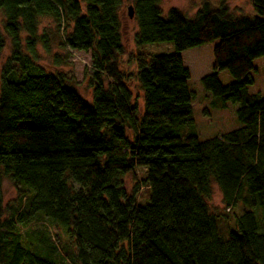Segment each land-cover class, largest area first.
Segmentation results:
<instances>
[{"label":"trees","instance_id":"obj_1","mask_svg":"<svg viewBox=\"0 0 264 264\" xmlns=\"http://www.w3.org/2000/svg\"><path fill=\"white\" fill-rule=\"evenodd\" d=\"M122 3L0 0L11 53L0 73V186L6 177L20 194L5 217L0 192V264H55L21 246L20 228L36 218L66 228L69 240L54 246L42 237L62 264H264L253 213L264 207V98L247 91L253 61L264 57V0H251L253 15L245 16L204 0L192 18L176 9L164 18L158 0H132L135 47L173 46L135 59L141 115L119 71ZM41 18L64 32L62 49L90 54V103L62 75L35 65ZM213 42L212 73L200 85L213 108L238 105L239 127L200 141L181 55ZM5 44L0 34V52ZM223 71L233 79L226 86L217 78ZM136 169L151 192L143 207L122 185ZM212 182L228 212L245 210L227 237L208 208Z\"/></svg>","mask_w":264,"mask_h":264},{"label":"rangeland","instance_id":"obj_2","mask_svg":"<svg viewBox=\"0 0 264 264\" xmlns=\"http://www.w3.org/2000/svg\"><path fill=\"white\" fill-rule=\"evenodd\" d=\"M203 1L204 0H158V7L164 18L166 17L167 11L170 9H176L185 17L192 18ZM206 1L213 6H217L221 3L226 4L234 16L253 15L251 0ZM131 3L132 0H123L119 10L121 42L124 48V55L119 59V71L126 76L125 84L131 94V104L138 108V115H141L143 107L142 93L135 79L137 71L135 59L138 56L147 59L150 55H165L172 53L173 46L170 43H161L146 45L141 49L135 47L134 37L137 33V23L134 18L130 19L127 15V8L131 6ZM3 20V13L0 11V34L4 37L6 43L4 49L0 52V73L11 54L8 45L9 42L2 28ZM63 33L61 29H57L55 23L51 19H39L38 35L40 38H38L35 43L37 52L35 56V65L54 75H62L66 85L72 87L86 103H90L91 91L88 86L91 76L90 54L62 49L59 44L62 42ZM24 36V34L21 36L23 51H25L23 42ZM42 36L45 37L41 38ZM216 43L217 42H213L195 49L187 50L181 55L182 63L190 74L188 88L194 95L192 101V131L198 135L200 141L222 136L239 127L235 116L238 105L228 103L225 109L219 110L213 108L210 106L211 98L209 94L204 92L200 85V79L212 73V51ZM43 44L47 46V50L42 48ZM54 57L59 58L60 66H54ZM12 66H14L15 69L17 68L14 64H12ZM253 66L256 70L250 74L252 85L248 87L247 91L249 94H255L264 98V57L255 59L253 61ZM217 78L224 86L233 82V79L226 71L217 73ZM128 135L130 137L129 132ZM143 170L136 169L134 172L122 178V185L125 192L128 195H133L135 192L136 204L140 207L149 204L151 195L150 190H146L141 186V180L144 178ZM211 185L212 194L207 203L208 208L211 213L220 216V218L217 217L216 219L218 232L223 237H227L230 233L235 232V218L240 216L245 210H241V206L237 205L228 212L226 209L227 207L223 204L217 186L213 182ZM19 189L21 192L25 191L23 186H20ZM0 192L2 205L6 212L5 217H7L9 211H12V208H18L17 201L20 194L14 183L6 177L2 179ZM21 202L22 205L26 203L24 199H21ZM253 213L256 218L258 233L264 236V207L256 208L253 210ZM20 230L23 241V243L21 242V246L24 249L49 262L62 264V262L54 260L58 257L60 258L56 249H54L55 253H51L54 259L50 257L49 246L50 243L54 246L57 238L62 241L69 240L66 228L59 225L55 226L43 218H36L28 225L21 227ZM42 237H45L50 243ZM29 239H31L30 242L28 245H25L24 243H27ZM37 240H39V242Z\"/></svg>","mask_w":264,"mask_h":264},{"label":"water","instance_id":"obj_3","mask_svg":"<svg viewBox=\"0 0 264 264\" xmlns=\"http://www.w3.org/2000/svg\"><path fill=\"white\" fill-rule=\"evenodd\" d=\"M127 15H128V17L130 19L133 17V12H132V7L131 6L127 8Z\"/></svg>","mask_w":264,"mask_h":264}]
</instances>
